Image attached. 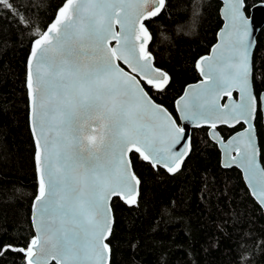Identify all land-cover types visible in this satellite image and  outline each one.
I'll use <instances>...</instances> for the list:
<instances>
[{"label": "snow or ice", "instance_id": "6c2138e0", "mask_svg": "<svg viewBox=\"0 0 264 264\" xmlns=\"http://www.w3.org/2000/svg\"><path fill=\"white\" fill-rule=\"evenodd\" d=\"M226 3L221 43L197 63L204 81L190 88L177 107L184 120L210 127L211 138L224 147L223 166L243 168L250 194L264 205V166L257 163L252 125L260 98L250 90L251 41L244 35L247 0ZM164 5L165 0H63L51 23L33 39L26 86L37 147V234L27 247L0 243V257L11 250L23 253V264H49L50 259L56 264H107L109 245L104 241L113 231L110 201L117 197L132 205L139 194L130 156L139 154L170 173L178 172L190 156L185 128L154 104L141 84L143 80L160 90L169 82L151 65L146 50L151 37L143 23ZM0 7L16 8L14 0H0ZM19 18L31 25L23 14ZM233 86L239 87L242 102L221 106L217 97H231ZM241 121L248 128L225 143L218 124L233 127Z\"/></svg>", "mask_w": 264, "mask_h": 264}, {"label": "trees", "instance_id": "16d2710c", "mask_svg": "<svg viewBox=\"0 0 264 264\" xmlns=\"http://www.w3.org/2000/svg\"><path fill=\"white\" fill-rule=\"evenodd\" d=\"M247 0L246 13L256 2ZM63 0H14L15 10L0 7V243L27 247L34 236L31 204L38 182L34 143L28 124L26 58L31 42L54 17ZM218 0H165L157 16L145 21L154 64L169 74L164 89L145 86L148 94L177 118L174 100L199 79L196 59L207 53L221 25ZM15 13V14H14ZM23 14L30 26L21 24ZM255 96L264 90V25L252 54ZM262 150L264 129L255 118ZM234 128L219 127L224 138ZM192 151L173 174L154 168L137 154L140 180L135 204L111 201L113 231L109 264H264V216L240 172L220 165L219 151L206 127L191 132ZM264 165V157H261ZM11 250L0 264H23ZM55 264V263H50Z\"/></svg>", "mask_w": 264, "mask_h": 264}, {"label": "water", "instance_id": "95a60500", "mask_svg": "<svg viewBox=\"0 0 264 264\" xmlns=\"http://www.w3.org/2000/svg\"><path fill=\"white\" fill-rule=\"evenodd\" d=\"M220 2V6H219V15H220V19H221V25L219 26V28L217 29L216 31V36H215V41L214 43L210 46L209 50L207 53L199 56L196 61H195V68H196V71L199 75V79H197L196 81H193V82H190L188 84H186L183 88V90L181 91V93L175 98L174 100V109H175V112H176V116L177 118H175L171 113L170 111L164 107L162 104L156 102L150 95V99L153 101L154 104L164 108L171 116L173 119H175L177 121V126L178 127H184L185 130H186V134L187 136L190 138V142H191V132L193 129L195 128H201V127H206V133H207V136L208 138L216 145L218 151H219V160H220V165L222 167L223 166V161L225 160L226 158V155H225V150H224V147L223 145L218 141V140H215V139H212L211 138V129L208 125H202L201 127H197L195 122L193 121H186L183 119V116L181 114V112L179 111L178 107H177V101L180 100V98L184 95H186V93L188 92V90L190 88L192 89H197L201 86V84L203 83L204 81V76L201 74L200 72V69L197 67V63L201 60V58L203 57H210L214 54V51H215V48L217 45H219L221 43V33L225 30V26L227 24V20L225 19L224 17V13L227 11V3H226V0H218ZM61 6V5H60ZM162 10V9H161ZM56 14V13H55ZM55 16V15H54ZM245 16L248 20V31L247 33H245V39H248L251 41V47L249 49V56H250V59H251V62H252V54H253V49H254V46H255V42H256V36L259 32V30L263 27L264 25V1H259V2H256L255 4H253L250 8H249V13L247 14L245 12ZM54 18V17H53ZM52 18V19H53ZM152 18V17H150ZM149 18V19H150ZM51 19V20H52ZM148 20V19H147ZM146 21V20H145ZM145 21L143 22L144 23V26L145 28L147 29V32H148V35L151 37V33L148 29V27L146 26L145 24ZM51 23V21L49 22ZM48 23V24H49ZM47 24V25H48ZM46 25V27H47ZM45 27V28H46ZM120 28H119V25H115L114 26V31L116 32H119ZM150 40L151 38L148 40L147 42V45H146V50L147 52L149 53L150 57H151V65L154 69H158L160 70L161 72H163L164 74H166L168 76V80H169V74L159 68L158 66H156L154 64V59H153V56H152V53L149 51L148 49V46H149V43H150ZM110 46L114 47L115 46V41L112 40L110 41ZM33 47V44L31 42V45H30V49H29V52H28V55H27V58H26V66H25V86H26V76H27V72H28V61H29V58H30V54H31V49ZM117 64L120 65V67L122 69H124L125 71L129 72L130 74L132 75H136L137 76V79L138 80H141L140 76L137 75V74H133L131 73V70L128 68V66L126 64L123 63V61H116ZM141 84L142 86H144V84L146 86H150L152 87L151 85H147L146 82H144L143 80H141ZM145 87V86H144ZM146 90V89H145ZM251 92L252 94L255 96V93H254V89H253V84H252V79H251ZM230 91L232 92V95L231 97H226L224 96L223 94H220L218 97H217V102L223 106V104L225 103H228V104H240L242 102V96H241V92L239 90V87L238 86H233ZM26 94H27V100H28V124H29V129H30V132H31V135H32V139H33V143H34V163H35V171H36V178H37V182H38V171H37V162H36V152H37V147H36V144H35V141H34V136H33V133L31 131V128H30V99H29V91H28V88L26 86ZM258 97L260 98V103H259V106H258V109L260 111V114H261V121H262V125H263V129H264V90H262ZM255 118H256V115H254V117L252 118V125L254 127V130H255V144H256V148H257V163L264 166L262 164V161H261V157L263 156L264 157V141H263V147H262V150L260 148V145L258 143V138H257V132H256V127H255ZM239 124H242V127L235 130L234 132H232L231 134H229L226 138H224L222 136V134L219 132V127L220 126H225V127H228V128H234L236 127L237 125ZM248 128V124L245 123L244 121H241L240 123L238 124H235L233 127H229L227 125H222V124H218V127H217V133L218 135L225 141V143L231 139L232 137L236 136L237 134H243L245 132V130ZM179 147V146H178ZM181 150H183L181 148ZM139 156V154H137ZM231 155H235V152L233 151L231 153ZM161 167L162 169H164L167 173L169 174H173V173H170L167 171L166 168H164L163 166H160V165H157L155 166L154 168L156 167ZM182 166V165H181ZM231 167H234L236 168L240 174H241V177L243 179V182L245 183L249 193H251V188L248 184V179H247V174L245 173L244 169L241 168V167H238L237 165L233 164ZM231 167H224V168H231ZM134 171V170H133ZM136 175V174H135ZM137 177V176H136ZM138 179V177H137ZM39 183V182H38ZM138 193H139V188H138ZM38 189H37V195H38ZM36 195V196H37ZM139 195V194H138ZM138 195L136 196V201H137V198H138ZM251 195V194H250ZM252 198L257 202V204L261 207L262 209V212H263V216H264V205H261L259 203V200L251 195ZM115 198V197H112V199ZM120 199V198H119ZM122 202H124L126 205L128 206H131L129 204H127L123 199H120ZM34 201H35V198L33 199L32 201V204H31V211H30V220H31V224H32V227H33V231H34V235L37 234L36 232V228H35V224H36V218H35V209L33 207L34 205ZM112 201V200H111ZM111 201H110V206H111ZM133 205V204H132ZM112 208V207H111ZM111 216V220H112V226H113V221H114V218H113V212H111L110 214ZM110 234L107 236V239L104 241L105 243H107V240L109 238ZM109 261H110V246H109V252H108V255H107V264H109ZM50 263H55L56 262L54 260H49V264Z\"/></svg>", "mask_w": 264, "mask_h": 264}]
</instances>
